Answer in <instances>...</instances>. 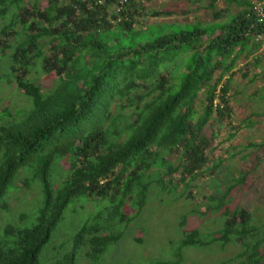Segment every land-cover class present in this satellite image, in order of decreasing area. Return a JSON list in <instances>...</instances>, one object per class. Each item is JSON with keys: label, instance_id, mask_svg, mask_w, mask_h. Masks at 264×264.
Segmentation results:
<instances>
[{"label": "trees", "instance_id": "trees-1", "mask_svg": "<svg viewBox=\"0 0 264 264\" xmlns=\"http://www.w3.org/2000/svg\"><path fill=\"white\" fill-rule=\"evenodd\" d=\"M41 1L0 0V20L11 17L0 30V57L9 61L1 79L30 101L0 123V211L8 210L17 182L41 189L37 210L20 221L30 219L28 226L8 219L0 264H99L122 239L115 228L135 220L154 188L173 202L189 198L186 191L222 165L207 127L230 116L229 84L240 61L261 63L254 55L264 21L250 0L225 21L218 20L225 12L217 10L220 0H209L213 22L145 28L137 27L144 0H44L45 8ZM39 73L56 77L48 91L32 77ZM249 147L262 149L264 141ZM64 160L69 169L61 177ZM247 176H231L223 194L208 195L206 209L193 210L220 224L211 240L200 229L185 231L184 216L175 258L156 264H180L184 248L215 243L240 247L229 264H264V226L241 205L231 207ZM80 198L96 203L97 216L59 246L70 242L66 253L45 260L64 212Z\"/></svg>", "mask_w": 264, "mask_h": 264}, {"label": "rangeland", "instance_id": "rangeland-1", "mask_svg": "<svg viewBox=\"0 0 264 264\" xmlns=\"http://www.w3.org/2000/svg\"><path fill=\"white\" fill-rule=\"evenodd\" d=\"M246 1L248 0H236V2L235 0H220L217 10H225V12L223 18L218 20L225 21L231 14L239 12ZM250 1L255 3L259 0ZM208 5L209 0L202 2L144 0L143 8L137 16L143 23L137 27L145 28L151 24H186L197 20L207 24L217 20ZM47 6L46 1H41V8ZM161 11L173 14L160 17L152 14ZM7 21L10 22L11 17L0 20V30ZM185 28L189 29V26ZM190 28H193V25ZM17 30L20 32L21 27ZM13 42L14 39L11 38L7 43ZM2 47L0 46V49ZM6 52L9 53V50L5 49ZM254 56L259 58L261 63L258 64L253 58L249 60L243 58L234 71L228 94L230 116L218 117L217 121H212L207 127L208 136L212 141L210 147L214 148L212 155L214 159H223L222 165L215 172L209 171L204 177L198 179L196 186L193 185L190 190L186 191L189 198L185 196L173 202L165 192L154 188L151 195L148 194V203L135 220L115 228V231L121 233L122 239L109 248L99 264H156L160 261L173 260L174 253L179 249L183 240L179 224L184 216H187L185 231L200 229L204 238L211 240L213 236L211 233L217 231L220 224L214 221V216L200 217L193 213V210L204 211L207 196L223 194L227 181L239 172H246L248 176L241 189L235 190V199L231 207L241 205L251 211L264 226V147L262 149L249 147L251 143L264 141V42ZM8 62V58L0 57V123L6 119H12L18 112L30 107V101L17 89L16 85L1 79L8 71ZM179 65L178 63L171 66L172 72L175 73ZM32 77H37L44 91L51 89L56 82V77L51 74L39 73ZM68 169L69 164L64 160L59 164L58 173L64 177ZM174 176L179 178L178 174ZM40 199L41 189L38 185L33 184L29 187L22 182H17L16 191L8 198V210L0 211V236L8 219L21 226H28L30 219L20 221L25 216V212L30 214L37 210ZM80 200L83 202L77 203V200L72 202L64 212L62 221L52 235L51 242L43 251V253L46 251L45 260L54 255L66 253L71 243L63 245L64 248L59 246L70 241L86 220L89 218L92 220L97 216L96 203L84 202L86 200L84 198ZM127 211L129 214L134 213L129 208ZM182 252L185 259L180 264H229L230 259L240 252V247L231 244L221 249L218 243H215L202 249L189 246ZM79 264H88V262L81 259Z\"/></svg>", "mask_w": 264, "mask_h": 264}, {"label": "built area", "instance_id": "built-area-1", "mask_svg": "<svg viewBox=\"0 0 264 264\" xmlns=\"http://www.w3.org/2000/svg\"><path fill=\"white\" fill-rule=\"evenodd\" d=\"M126 1V0H125ZM254 10L257 15L260 17V21H264V2L257 3L255 2Z\"/></svg>", "mask_w": 264, "mask_h": 264}]
</instances>
